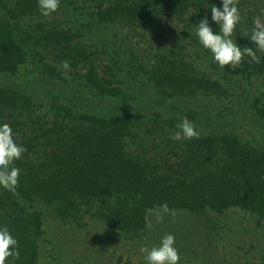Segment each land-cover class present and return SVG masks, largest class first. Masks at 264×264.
I'll return each instance as SVG.
<instances>
[{
    "label": "rangeland",
    "instance_id": "374dc122",
    "mask_svg": "<svg viewBox=\"0 0 264 264\" xmlns=\"http://www.w3.org/2000/svg\"><path fill=\"white\" fill-rule=\"evenodd\" d=\"M112 1L61 0L55 12L44 16L37 0H0V28L13 29L12 37L23 40L18 45L20 62L14 70L0 71V86L30 97L37 113L45 118L62 113L59 106L102 116L140 112L133 122L134 136L128 140V150L146 160L158 174H171L169 164L181 169L187 150L192 151L195 165L211 170L227 168L229 159L216 164V158L194 152L191 139H170L183 116L195 121L202 136L230 134L245 150H264V116L257 110L264 102V75L225 72L193 34L192 24L205 13L210 19L207 7L210 3L219 6L220 0H203V8L193 6L188 11L194 12L190 19L188 13L178 17L171 11H158V18L127 20L117 16L98 21L95 3H101L104 10ZM54 26L64 31L63 36L59 40L56 35L45 38L50 31L43 33L42 29ZM15 46L8 53L15 55ZM161 54H170L166 59L172 57L177 62L172 69L182 65L186 76L202 73L218 82L220 90L212 92L193 83L175 89L160 83L154 79V71L164 68L159 64ZM64 60L68 69L61 65ZM96 77H103L110 85L119 79L121 87L134 96L102 95L90 85ZM217 156L220 159L221 154ZM25 205L38 219L32 233L37 244L35 264H144L140 245L151 246L166 232L176 237L179 264H264V215L238 205L221 210L170 209L160 222L154 212L147 211L155 208H148L145 226L135 234L109 227L95 200L78 203L77 220L61 217L54 202L39 197Z\"/></svg>",
    "mask_w": 264,
    "mask_h": 264
},
{
    "label": "trees",
    "instance_id": "16d2710c",
    "mask_svg": "<svg viewBox=\"0 0 264 264\" xmlns=\"http://www.w3.org/2000/svg\"><path fill=\"white\" fill-rule=\"evenodd\" d=\"M95 4L98 21L114 20L117 16L127 20L158 18V11H171L179 17L193 6H205L203 0H113L104 10L101 3ZM238 6L242 20L235 30L240 36L236 41L241 48L254 46L247 35L252 18L264 15V0H238ZM158 7L161 9L157 10ZM47 30L50 32L45 38L56 35L54 38L59 40L64 34L56 26L42 29L43 33ZM12 35L13 29L0 28V71L14 70L20 62L22 51L18 45L23 40ZM14 45L18 51L15 55L8 53ZM6 55L13 59H1ZM161 55L159 64L164 68L154 71V79L160 83H169L173 88L193 83L212 92L220 90L218 82L202 73L192 77L182 72V65L177 67L180 70L172 69L177 62L172 57L166 59L170 54ZM261 56L258 63L245 56L239 67L223 69L231 74L264 75V55ZM93 80L91 87L102 95L134 96V92L121 87L119 79L114 81L115 85L105 83L103 77ZM166 94L168 97L172 93ZM37 108L30 97L0 86V124L7 123L13 129L16 142L26 148L22 158L15 162L21 169L16 193L0 188V224H6L19 243L20 255L14 264H35L36 261L37 244L32 233L38 227V219L34 216L36 212L25 205L36 197L54 202L58 215L73 220L78 218L79 202L98 201L102 207L99 215L109 227L132 234L144 228L146 210L162 203H167L169 209L192 211L238 205L264 215V150H245L235 136L201 135L189 142L194 145V152L216 158V164L229 159L227 168L211 170L195 165L191 150H187L182 156L181 169L169 164L167 169L171 174H158L146 160L128 150V140L134 136L133 122L140 112L102 116L77 112L72 106H59L62 113L45 118L44 114L37 113ZM257 110L264 116V102ZM219 153L221 156L217 159Z\"/></svg>",
    "mask_w": 264,
    "mask_h": 264
},
{
    "label": "clouds",
    "instance_id": "9594fccd",
    "mask_svg": "<svg viewBox=\"0 0 264 264\" xmlns=\"http://www.w3.org/2000/svg\"><path fill=\"white\" fill-rule=\"evenodd\" d=\"M60 4L61 0H37V6L44 16L55 12ZM207 8L210 9V19L205 13L192 25L198 45L210 53L212 61L220 68L228 66L232 69L239 67L245 56L251 62H260L262 56L257 54V50L264 53V15L257 14L252 18V27L247 38L254 46L241 48L234 35L242 20L238 0H220L219 6L210 3ZM193 13H188V19ZM213 24L216 26L215 30ZM61 65L64 69L69 68L67 60L62 61ZM175 129L170 139L177 142L201 136L199 126L187 116L180 118ZM25 151L24 145L16 142L13 129L7 123L0 124V188L16 193L21 169L15 162L22 158ZM147 211L154 212L157 222L164 219V214L171 212L167 203ZM139 252L144 264H179L181 260L176 237L172 232L159 236L158 242L151 246L141 244ZM19 255L17 237L6 224H0V264H13Z\"/></svg>",
    "mask_w": 264,
    "mask_h": 264
}]
</instances>
